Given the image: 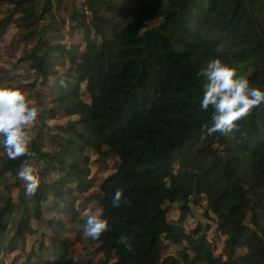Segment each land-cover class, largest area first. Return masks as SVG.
I'll list each match as a JSON object with an SVG mask.
<instances>
[{"label": "trees", "instance_id": "trees-1", "mask_svg": "<svg viewBox=\"0 0 264 264\" xmlns=\"http://www.w3.org/2000/svg\"><path fill=\"white\" fill-rule=\"evenodd\" d=\"M67 1L0 0L13 5L20 40L36 37L20 60L51 90V107L41 108L38 120L58 112L68 117L55 132L45 127L30 138V156L0 163V182L11 180L0 194V248L9 225L15 224L6 244L12 249L14 236L25 240L31 218L43 219L44 189L75 218L64 187L86 186L90 151L101 163L116 160L91 209L107 222L92 239L96 264H264V104L232 131L209 136L212 109L199 107L203 78L197 76L218 57L250 86L264 88V0H70L69 28L81 38L68 46L57 36L66 19L55 10ZM11 19H0L1 33ZM44 135L53 148H46ZM25 159L34 173L48 164L57 180L26 194L17 176ZM11 185L18 188L15 199ZM116 189L122 196L114 208ZM201 194L225 237L222 254L214 253L200 225L187 233L167 219L170 203L180 204L183 218ZM25 201L15 219V205ZM161 237L185 243L180 256L162 258ZM64 246L42 253L47 247L40 241L29 264H74Z\"/></svg>", "mask_w": 264, "mask_h": 264}, {"label": "rangeland", "instance_id": "rangeland-1", "mask_svg": "<svg viewBox=\"0 0 264 264\" xmlns=\"http://www.w3.org/2000/svg\"><path fill=\"white\" fill-rule=\"evenodd\" d=\"M70 1V0H69ZM67 1L65 5L56 8V12L59 16L66 19L61 28L58 36L59 41L62 43L70 44L75 39H80L81 36L79 32L75 35L71 34L69 28V21L67 16L70 13V2ZM13 5L10 3L0 4V19H6L11 15L12 19L8 20L4 26V31L0 32V86L13 87L21 90L27 99L31 100L40 110L41 108L51 107V93L50 87L47 85L39 86L37 77L35 73L30 69L28 62L21 61L20 58L24 56L26 51H29L31 47L36 43V37H30L25 43L20 40V33L22 30L16 26L14 19L17 15L12 14ZM154 22L151 24L153 25ZM73 35V36H72ZM57 68L63 72V68L60 64H57ZM33 81L35 85H32ZM84 88L82 87L81 90ZM38 90V94H37ZM39 92L42 93V102L38 104L36 101L41 98ZM68 117L63 113L58 112L54 117L49 114L41 117L40 120L31 126L30 128V138L34 137L38 131H43L45 127L52 128L49 133L55 132L57 126L65 125ZM44 141L47 143L46 148L51 149L53 146L48 145V138L44 135ZM217 146V144H215ZM7 158L4 154L3 149L0 148V163ZM84 162L86 167L89 169L88 175L86 177L87 184L83 189L77 188V182L72 181L68 183L64 189H70L71 192H65L63 196L71 202V206L76 211L75 218L71 221L68 216H66V210H62L66 204L61 201H56L53 195L48 189H44L47 196V200L42 202L41 214L43 219L37 221L33 218L30 219V229L25 233V240L22 242L18 237L15 238V246L12 249L6 245L10 240V235H13L15 230V224L12 223L7 229V233L4 234L5 240L2 242V247L0 248V260L11 263V264H29L34 257L31 256L27 258L30 253L38 251L39 242H43L42 253H49L48 247L52 244H56L58 247L53 250L56 253L59 249V245L65 243V246L61 248V251L67 255H71L74 264H96L97 255L94 254L93 258L89 254L93 248L97 245L93 240L84 234V221L86 219L85 213H95L94 208L97 203L95 201V194L98 192V185L100 184L103 177L110 174L116 165V160L114 157L107 158L104 163H101L96 159L92 153H86L84 156ZM176 164L173 167L176 168ZM39 171L35 174L38 176L40 183L46 182L50 184L57 180V172L51 170L48 164H39ZM8 175V174H7ZM8 178L10 176H7ZM11 180L6 179L3 183L0 182V194L5 192L6 183L9 184ZM23 186L24 182L21 180ZM18 188L11 185L9 188V193L12 199L17 197ZM3 201L0 200V204ZM23 204V205H22ZM18 203L15 205L14 216L18 219L19 209L28 206V202ZM167 210V219L170 222L178 223L185 232H189L200 225L201 233H205L208 241L211 242L214 253H223V239L224 236L221 235L217 228L214 215L207 208L205 196L201 194L197 198V203H190V211L184 214L181 218V206L179 203H170ZM66 213V214H64ZM52 221L50 223H47ZM186 244L175 245L168 239L161 237L159 239V250L161 252L162 258L172 255L180 256V251ZM189 255L193 253L192 249L187 252ZM223 258H225L223 256ZM31 260V261H30Z\"/></svg>", "mask_w": 264, "mask_h": 264}, {"label": "clouds", "instance_id": "clouds-1", "mask_svg": "<svg viewBox=\"0 0 264 264\" xmlns=\"http://www.w3.org/2000/svg\"><path fill=\"white\" fill-rule=\"evenodd\" d=\"M203 78L199 107L212 109L207 135L232 131L240 118L264 104V88L250 86L249 80L238 76L236 70L220 58H211L197 72ZM40 109L16 88L0 86V148L9 160L31 155L30 128L38 120ZM17 176L24 182L26 194H35L39 178L30 162L25 159ZM122 192L116 189L111 195L112 207H118ZM84 234L98 239L107 228L99 212L85 213Z\"/></svg>", "mask_w": 264, "mask_h": 264}]
</instances>
